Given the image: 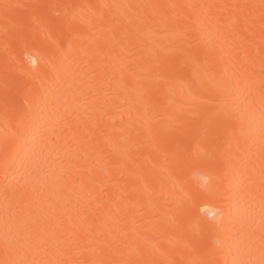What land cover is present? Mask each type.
<instances>
[{"label":"bare ground","instance_id":"obj_1","mask_svg":"<svg viewBox=\"0 0 264 264\" xmlns=\"http://www.w3.org/2000/svg\"><path fill=\"white\" fill-rule=\"evenodd\" d=\"M0 264H264V0H0Z\"/></svg>","mask_w":264,"mask_h":264}]
</instances>
